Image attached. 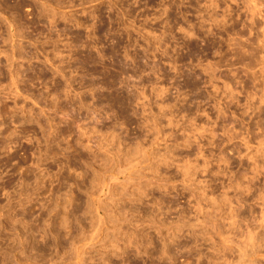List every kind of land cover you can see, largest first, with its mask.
<instances>
[{"label": "rangeland", "instance_id": "rangeland-1", "mask_svg": "<svg viewBox=\"0 0 264 264\" xmlns=\"http://www.w3.org/2000/svg\"><path fill=\"white\" fill-rule=\"evenodd\" d=\"M0 264H264V0H0Z\"/></svg>", "mask_w": 264, "mask_h": 264}]
</instances>
